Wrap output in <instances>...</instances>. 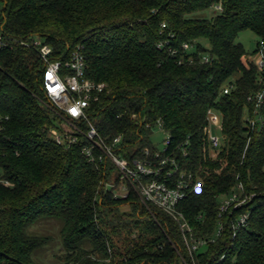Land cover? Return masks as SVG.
<instances>
[{"label": "trees", "instance_id": "obj_1", "mask_svg": "<svg viewBox=\"0 0 264 264\" xmlns=\"http://www.w3.org/2000/svg\"><path fill=\"white\" fill-rule=\"evenodd\" d=\"M218 5L221 12L200 16ZM0 25L14 41L0 52V167L10 182L0 185V264H40L36 255L54 242L37 233L43 221L60 225V264H182L181 234L170 217L140 206L134 193L115 199L101 185L119 179L112 164H92L82 145L66 150L52 140L58 119L42 90L44 64L36 48L18 43L35 38L56 59L81 47L87 78L107 85L92 121L106 140L125 137L129 160L151 147L146 124L162 120L172 151L191 142L185 168L196 170L206 115L220 113L221 161L204 166L205 193L190 195L180 210L200 235H211L222 198L243 185L249 202L239 214L249 212L248 226L233 240L239 214L227 215L223 237L197 260L264 264V102L256 108L248 101L264 94V71L251 58L264 40V0H0ZM245 30L259 38L252 54L237 41ZM175 157L183 161L180 151Z\"/></svg>", "mask_w": 264, "mask_h": 264}, {"label": "built area", "instance_id": "obj_2", "mask_svg": "<svg viewBox=\"0 0 264 264\" xmlns=\"http://www.w3.org/2000/svg\"><path fill=\"white\" fill-rule=\"evenodd\" d=\"M219 12L223 10L221 5L215 7ZM163 28L166 25L163 24ZM0 25V52L12 47V41L6 36ZM22 46H33L44 64L42 71V90L47 106L58 119L56 128L51 130V138L57 145L69 150L74 146L82 145V153L92 164L110 163L118 172L119 179L112 178L109 182H102V187L111 192L115 199H128L131 193L138 198V204L150 210L154 207L165 213L174 222L181 234L182 247L176 245L177 253L182 264H199L198 253L205 247H209L223 237L226 223L223 220L227 215L239 214L249 200L243 197L244 187L238 185L237 190L224 196L219 205V220L213 234L200 235L190 223L186 215L180 210V205L190 195L200 196L205 193L206 183L202 174H209L208 164L221 161L225 148L226 138L223 134V117L214 110H209L203 127L202 162L196 169H187L185 164L191 157L192 144L188 140L179 148H172V138L164 127L162 120L155 124H146L151 131L149 141L151 147H144L141 151L135 150L132 159L124 155L127 148L125 137L117 136L111 140L104 139L96 125L92 121L94 105L106 92L107 85L87 78L86 62L81 53V47L76 48L68 58L56 59L53 49L44 43L41 38H35L31 42L20 40ZM165 45L161 43L159 48ZM189 50L188 44L184 45ZM172 57L177 58V50L170 49ZM255 64L260 72L264 71V40L261 41L256 54ZM184 61L180 60V64ZM191 63L194 61L191 59ZM203 63H208L209 58L203 57ZM230 93L225 88L224 94ZM248 101L254 103L256 108H261L264 102V94L257 93L248 97ZM133 116V119H137ZM3 118H0V134L4 130ZM216 131L219 133L216 135ZM161 133L165 136L162 148L152 143V136ZM143 137H140V141ZM180 151L182 160L175 157ZM0 144V156L5 154ZM140 153V154H139ZM209 166V165H208ZM0 185L9 187L10 182L5 179L0 167ZM249 212H242L232 221L234 240L239 231L249 224ZM224 256L221 257V261Z\"/></svg>", "mask_w": 264, "mask_h": 264}, {"label": "rangeland", "instance_id": "obj_3", "mask_svg": "<svg viewBox=\"0 0 264 264\" xmlns=\"http://www.w3.org/2000/svg\"><path fill=\"white\" fill-rule=\"evenodd\" d=\"M216 12V9L213 8L209 11H206L202 13L200 16L209 18L212 15H214ZM238 42L242 43L248 53L252 54L257 46V42L259 41V38L250 30H245L241 32L238 36ZM254 61L256 60V57H251ZM216 135V131H214ZM165 136L161 133H155L151 140L154 145H156L158 148H162V142L164 140ZM36 227V226H35ZM59 230L60 225L53 221H43L39 224L37 228V233L41 236L51 235L54 236V242L49 247L43 249L36 255L37 262L40 264H60L58 257L62 254V247L60 244L59 238ZM34 232V231H33Z\"/></svg>", "mask_w": 264, "mask_h": 264}]
</instances>
